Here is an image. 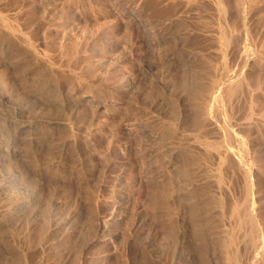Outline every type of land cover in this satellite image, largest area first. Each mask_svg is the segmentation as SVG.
I'll list each match as a JSON object with an SVG mask.
<instances>
[{"label":"rangeland","instance_id":"obj_1","mask_svg":"<svg viewBox=\"0 0 264 264\" xmlns=\"http://www.w3.org/2000/svg\"><path fill=\"white\" fill-rule=\"evenodd\" d=\"M0 264H264V0H0Z\"/></svg>","mask_w":264,"mask_h":264}]
</instances>
